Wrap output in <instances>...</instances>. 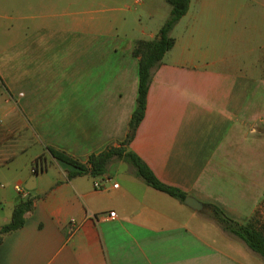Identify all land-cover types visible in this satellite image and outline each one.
Here are the masks:
<instances>
[{
	"label": "crops",
	"instance_id": "crops-1",
	"mask_svg": "<svg viewBox=\"0 0 264 264\" xmlns=\"http://www.w3.org/2000/svg\"><path fill=\"white\" fill-rule=\"evenodd\" d=\"M163 1L29 0L22 50V2L0 0V226L34 199L0 264H259L129 164L69 179L73 168L48 151L87 163L125 141L139 85L132 49L169 18ZM171 35L128 150L164 184L263 226L264 0H191Z\"/></svg>",
	"mask_w": 264,
	"mask_h": 264
},
{
	"label": "trees",
	"instance_id": "trees-1",
	"mask_svg": "<svg viewBox=\"0 0 264 264\" xmlns=\"http://www.w3.org/2000/svg\"><path fill=\"white\" fill-rule=\"evenodd\" d=\"M171 6L170 16L153 40H139L134 44L132 54L139 59V85L136 108L129 123V132L120 146H111L105 151L91 155L87 163H82L65 152L48 148L50 155L59 163L73 168L69 179L80 175H89L94 179H102L114 161H123L134 169L136 177L142 179L148 186L163 192L184 204L188 195L182 190L161 182L147 164L135 153L128 150L135 138L137 130L145 118L149 89L154 72L162 64L165 55L174 47L175 38L171 35L175 26L187 14L191 0H165ZM40 160L36 161L35 173ZM34 208V199L27 198L17 204L12 213L11 221L0 226V247L5 236L23 228L26 223V213ZM211 217L227 233L242 240L245 245L264 260V228H258L253 222L240 224L229 218L219 207L206 205Z\"/></svg>",
	"mask_w": 264,
	"mask_h": 264
},
{
	"label": "rangeland",
	"instance_id": "rangeland-1",
	"mask_svg": "<svg viewBox=\"0 0 264 264\" xmlns=\"http://www.w3.org/2000/svg\"><path fill=\"white\" fill-rule=\"evenodd\" d=\"M128 1H129V5L134 9L138 7V5L136 4V0H128ZM21 2H22V19H21L22 28H21L20 39H21L22 50H27V48L31 45V42L33 41L34 32H33V28L31 27V21H30L31 11L29 10V0H21ZM163 4L166 8L171 9V6L167 4L165 0L163 1ZM61 166H66V165L61 164ZM263 179H264V174H263ZM210 212L211 211L207 208L202 212H198L199 220L216 228L218 232L222 234V237H224L225 240L239 242L241 246H245V250L248 251V248L246 247V245H244L243 242L239 241L238 238L223 230V228L211 217ZM262 212L264 213V201L262 204ZM256 226L258 228L261 227L264 228V225L263 226L259 225V221L257 222ZM253 256L255 257L257 256L256 258L260 260L259 264H264V260L261 257H259V255H253Z\"/></svg>",
	"mask_w": 264,
	"mask_h": 264
},
{
	"label": "water",
	"instance_id": "water-1",
	"mask_svg": "<svg viewBox=\"0 0 264 264\" xmlns=\"http://www.w3.org/2000/svg\"><path fill=\"white\" fill-rule=\"evenodd\" d=\"M35 181H36V177L34 176L32 178V181H30V185L26 186V189L30 191L33 190L35 188ZM184 204L196 212H202L206 209V206L203 203H201L200 201H198L197 199L191 196H188L186 198Z\"/></svg>",
	"mask_w": 264,
	"mask_h": 264
},
{
	"label": "built area",
	"instance_id": "built-area-1",
	"mask_svg": "<svg viewBox=\"0 0 264 264\" xmlns=\"http://www.w3.org/2000/svg\"><path fill=\"white\" fill-rule=\"evenodd\" d=\"M33 171H34V173H35V168H34ZM116 186H117V185H116ZM95 187H96V188H101V183L98 182V181H96V183H95ZM16 189H17L18 192H22V189H21V188L16 187ZM109 218H110V219H115V218H116V212H111V213L109 214ZM71 224H73L74 226H77V223H76L75 220H71Z\"/></svg>",
	"mask_w": 264,
	"mask_h": 264
}]
</instances>
